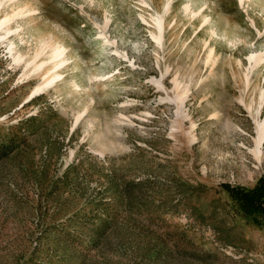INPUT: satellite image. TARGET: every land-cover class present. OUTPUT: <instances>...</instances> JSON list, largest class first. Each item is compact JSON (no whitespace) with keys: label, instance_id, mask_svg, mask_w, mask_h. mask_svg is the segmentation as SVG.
<instances>
[{"label":"rangeland","instance_id":"rangeland-1","mask_svg":"<svg viewBox=\"0 0 264 264\" xmlns=\"http://www.w3.org/2000/svg\"><path fill=\"white\" fill-rule=\"evenodd\" d=\"M2 3L0 264H264V0Z\"/></svg>","mask_w":264,"mask_h":264},{"label":"bare ground","instance_id":"bare-ground-1","mask_svg":"<svg viewBox=\"0 0 264 264\" xmlns=\"http://www.w3.org/2000/svg\"><path fill=\"white\" fill-rule=\"evenodd\" d=\"M202 1V0H201ZM3 0H0V7L2 6ZM198 3V2H197ZM200 3V1H199ZM202 3V2H201ZM200 5L202 6V3ZM18 5V4H17ZM199 5V4H198ZM17 8H15L13 10V12H8L6 13L3 17H0V29H2V33L3 35H7L10 31H13V27L10 26V23L12 22V20H14L15 16H19L20 14L23 15V11L21 7L16 6ZM23 8V7H22ZM25 8V7H24ZM23 13V14H22ZM28 13V12H27ZM210 20V19H209ZM21 25H17V27H19ZM157 28H159L160 30V34H158L156 37V40H161L162 39V30H163V20L161 18H159L157 20ZM10 47L9 50L11 52V54L13 55V58L16 62L21 61L24 59V55L22 53V51L20 50H16L14 53L13 51L15 50L14 47V42L10 41L9 42ZM205 43V42H204ZM48 45V44H47ZM51 46V51L49 57L42 62V63H38L35 61L34 65L37 66V68H41L45 62L50 61V66H49V70L47 72V75L43 78H45V81L43 83V85H40L38 87L35 88L34 92H37L38 90H40L41 88H43L42 86H47L49 84H51L52 82L56 81L58 78L61 77L62 72L60 71V67L62 65L63 62H65L66 60V49L64 46L57 44V45H50ZM38 49V48H37ZM42 51V50H41ZM38 52L36 53V55L33 57L34 61L42 52ZM36 52V51H35ZM211 52V51H210ZM214 55V54H213ZM208 57V56H207ZM251 58H255L253 55L251 56ZM30 60V59H29ZM31 61V62H32ZM40 61V60H39ZM251 61V59H250ZM30 63V62H29ZM215 73V72H214ZM211 75V74H210ZM203 77V76H202ZM181 78V77H180ZM75 87L78 89L81 85L79 83H74ZM202 86V85H201ZM75 89V88H74ZM184 97L181 100V103H184ZM181 104V105H182ZM264 140V118L262 119V121H258V136H257V150L260 152V144L262 143V141ZM256 150V151H257ZM257 151V152H258Z\"/></svg>","mask_w":264,"mask_h":264},{"label":"trees","instance_id":"trees-1","mask_svg":"<svg viewBox=\"0 0 264 264\" xmlns=\"http://www.w3.org/2000/svg\"><path fill=\"white\" fill-rule=\"evenodd\" d=\"M225 187L244 214L253 222L260 223V218L264 217V177L252 189Z\"/></svg>","mask_w":264,"mask_h":264}]
</instances>
